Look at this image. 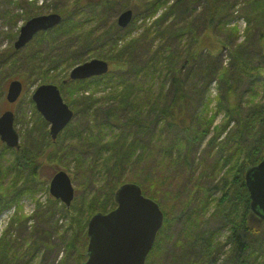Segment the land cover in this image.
<instances>
[{"label": "trees", "instance_id": "16d2710c", "mask_svg": "<svg viewBox=\"0 0 264 264\" xmlns=\"http://www.w3.org/2000/svg\"><path fill=\"white\" fill-rule=\"evenodd\" d=\"M133 1L126 0L133 11L126 30L110 17L117 0L94 1V6L74 0L72 11L59 3L52 6L63 17L60 25L38 33L23 49L0 51V115L7 83L21 73L28 75L26 82L57 85L73 111L72 121L52 142L48 124L33 107L35 116L20 122L25 126L21 150L1 145L0 214L13 206L17 210L0 238V264H34L40 247L50 246L17 241L14 233L30 219L53 230V218L65 213L68 222L59 236L65 257L56 264H80L89 218L113 209L114 193L125 183L139 185L159 204L163 228L179 219L177 240L156 248L173 255V264H264V222L248 217L244 183L246 170L264 159V0H136L137 9L130 5ZM14 5L26 9L25 21L47 7L34 9L24 0ZM240 19L246 25L242 33L236 24ZM208 29L221 40L218 55L195 46ZM92 59L107 62L112 70L85 80L68 79L73 67ZM213 81L218 93L214 111L207 95ZM221 111L227 119L218 126ZM231 123L237 140L219 142ZM43 161L74 162L84 194L69 209L50 197L44 205L36 201L34 214L27 217L20 201L47 191L38 180ZM180 165L192 185L178 193L167 185ZM226 165L228 182L215 184L216 170ZM222 186L241 192L246 206L233 203L231 195L226 203L215 197ZM220 228L228 231L224 243ZM226 244L230 250L220 258Z\"/></svg>", "mask_w": 264, "mask_h": 264}, {"label": "water", "instance_id": "95a60500", "mask_svg": "<svg viewBox=\"0 0 264 264\" xmlns=\"http://www.w3.org/2000/svg\"><path fill=\"white\" fill-rule=\"evenodd\" d=\"M132 12L125 11L118 17V25L125 28L131 21ZM61 17L57 14L34 17L21 28L14 43L19 50L40 31H47L58 25ZM108 71V64L91 60L74 67L69 75L71 80H84L101 76ZM20 81H11L6 92V101H17L22 91ZM31 99L36 111L50 124L49 134L53 141L72 120L73 112L64 103L59 89L54 85H40ZM0 141L9 148L19 149L18 135L14 129V114L5 111L0 116ZM249 193L252 213L264 221V159L246 171L244 176ZM49 195L67 208L74 198V188L69 176L58 171L50 180ZM115 209L103 214L95 213L88 221L86 260L81 264H145L164 217L158 204L143 196L139 185L126 183L114 193Z\"/></svg>", "mask_w": 264, "mask_h": 264}, {"label": "rangeland", "instance_id": "374dc122", "mask_svg": "<svg viewBox=\"0 0 264 264\" xmlns=\"http://www.w3.org/2000/svg\"><path fill=\"white\" fill-rule=\"evenodd\" d=\"M19 1L21 0H0V51H7L13 47V43L15 42L19 34V29L25 23V19L28 17L26 14V9L17 8L14 5V3H17ZM24 1L33 4L32 7L34 9L36 7L41 8L44 5L47 6L41 10L40 9L35 10V12L32 13V15L37 13L39 15L51 14L53 12L52 6L53 5L56 6V4L58 3L60 5V8L63 9L64 11L67 10L72 11L77 7L75 4L71 3V1L74 0H24ZM85 1H88L93 6L96 5L94 4V0H83L82 4H84ZM119 2L120 3L118 7L112 9V12L110 13V17L112 20H116L119 13L124 10L125 6H127L126 0H120ZM130 5L131 6L133 5L134 8L136 7L137 9L138 1L135 0L131 2ZM15 15H19V16H15ZM20 16H25V17L24 19H21ZM15 17H19V19H17L16 22L15 20H13V18ZM141 22L142 21L139 20L137 22V25L141 26ZM237 27L239 31L243 30L244 28L243 22L238 23ZM6 35H12L14 37V40L6 38ZM220 41H221L220 38L216 37L214 33L211 31V29H208L201 35L199 41L195 43V46H197L201 51H207L211 55H218L222 49V44ZM221 54H222V59L226 62L227 61L226 52L222 51ZM27 77L28 75L21 73L15 78L16 80H21L24 85L22 94L19 97L18 101L14 104H8L5 101L4 104L2 105V111L11 110L14 112L15 115L14 125L19 134L21 146L23 145L25 126H22L20 122L29 121L31 118L35 116V113L33 112V107L35 106L30 99L37 85L42 83L41 81H35L33 83H30L29 81L26 82ZM262 78H264V73ZM212 83L208 87V92H211L210 90L215 88L213 93L209 96V98L213 102L210 106V109L214 111V108L216 106L215 99L218 93H217V83L215 81H213ZM7 86L8 83L6 85V89ZM226 119H227L226 111L225 112L221 111L216 118V123L219 126ZM234 128L235 126L231 123L219 135L218 141L225 143L227 141V138L230 137V141L235 142L237 138L231 134ZM211 138H212L211 135L207 136L203 141L204 143L202 147H204L205 143H207ZM0 149H1V144H0ZM200 155L201 153H198L197 156L194 157L193 160L194 163L196 164L199 163L200 160H198V158L200 157ZM181 168H183L181 165L179 166L178 169L173 168L171 182L167 185L169 189L172 190L173 192L179 191L178 193H181L183 189H186L187 187H190L192 185L187 181V178L191 177V175L189 174V172L188 173L186 171L183 172ZM229 168L230 165H226L220 171L216 170V174L214 177L215 184H218V182L219 183L228 182V181H224V177L226 176ZM58 170H64L71 176L75 188V199L78 200V198L84 194V185L81 182V179L78 178V171H77L78 169L75 168L74 162L59 165L57 163L46 164V162L43 161V165L40 167L41 176L38 177L39 182L47 187L48 186L47 184H49L50 179L52 178L54 173ZM191 188L193 191L195 188L197 189V185L192 186ZM199 192H201V188ZM205 195L206 194H204L203 196ZM46 196L48 197V194L44 190H41L36 194V198L38 200H42ZM23 205H24V213L27 216L31 215L32 211L35 209V203L30 200H25L23 201ZM15 212H16V207L6 219V224H7L6 228L8 227L10 219L14 216ZM67 222L68 219L66 213H65V217L62 215H56L53 218L51 224L56 225L55 228L51 227L53 228V230L49 229L45 225H37L35 220L33 221V223L31 220H29L28 223L26 224V227L17 230L14 233V235L17 241L36 240V241L44 242L45 245L50 246V248L45 246L40 247L39 251L37 252L36 262L34 264H56L57 261L59 260L62 261L65 257V254H63V247L60 243L59 236L63 234L64 227ZM203 228L206 229V226H203ZM180 229L181 227L179 224V219H174L173 222L169 224V226L166 225L164 228L162 226L161 230L158 231L155 237L153 246L150 250V254L151 252L153 253L147 259L146 264H173V261L175 260L173 255L167 256L165 254H160L159 250L156 248L158 247L161 248L163 244L170 247L171 244L177 240L178 235H180ZM218 234L220 236L219 241L221 243H224L228 236V231L224 228H220ZM1 236H3V233H1L0 237ZM222 250L223 251H221L220 258H223L224 255L229 252L230 245L226 244Z\"/></svg>", "mask_w": 264, "mask_h": 264}, {"label": "flooded vegetation", "instance_id": "af4514ba", "mask_svg": "<svg viewBox=\"0 0 264 264\" xmlns=\"http://www.w3.org/2000/svg\"><path fill=\"white\" fill-rule=\"evenodd\" d=\"M105 1H108V0H103V2H105ZM118 1V4L120 3L119 1L120 0H117ZM126 8H128V6L126 7L125 6V8L124 9H126ZM124 11V10H123ZM122 11V12H123ZM111 12H112V10H111ZM112 20V19H111ZM112 21H115V22H117V18H116V20H112ZM109 70H112V66H110L109 65ZM86 95L88 94V93H85ZM47 133H48V135H49V125H48V127H47ZM49 138H50V135H49ZM51 139V138H50ZM231 180H230V184H233L234 183V180H233V178H230ZM224 186V185H223ZM222 186V193L219 191V195L218 194H216L215 195V197H220L221 199H223L224 200V202L226 203V201H227V199L229 198V196L231 195V200L233 201V203H235L236 201H238V203H239V206H241V205H243V206H246V203H242L241 202V199H242V197H241V192H238V191H235V190H233V188L231 189L229 186H227V187H223ZM241 189H242V187H241ZM247 210H248V217L250 218V216H251V209H250V203L247 205ZM148 257H150V255H148ZM147 257V258H148ZM36 258H37V254H36ZM36 258H35V261H34V263L36 262Z\"/></svg>", "mask_w": 264, "mask_h": 264}]
</instances>
